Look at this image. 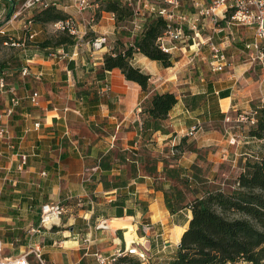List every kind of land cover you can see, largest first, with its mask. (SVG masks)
I'll return each instance as SVG.
<instances>
[{
	"label": "crops",
	"instance_id": "obj_1",
	"mask_svg": "<svg viewBox=\"0 0 264 264\" xmlns=\"http://www.w3.org/2000/svg\"><path fill=\"white\" fill-rule=\"evenodd\" d=\"M22 1L9 0L10 4H8L0 0V13L5 11L8 13L12 9L16 12ZM65 1L59 0L56 7L68 17L76 18L78 23L80 21L79 27L83 30L97 20L98 25L106 23L105 31L101 36L108 33L115 34L112 32L118 28L116 18L112 13L103 10L100 4H92L85 11H81L73 0L70 5H64ZM134 1L136 5L140 4L142 7L146 2V0ZM149 1L156 3L158 9L168 7L163 0ZM195 2L204 8L209 4V0H181L179 10L192 19L188 25L197 24L204 38L213 36L215 42L228 54L229 65L226 70L232 72L221 75L222 78L210 75L212 54L208 47H203L193 61V53L188 50L191 42H183L182 50L175 51L172 56L175 62L178 54L186 53L188 56L180 61L181 63L184 61V64L176 62V66L171 69L163 70L158 62L140 53L135 54L134 64L152 75L148 93L136 83L127 81L119 69L112 72L103 70V57L108 53L107 47L103 48L105 51L97 53L96 57L87 53L86 58L90 61L91 56L94 62L93 59L92 62L86 59L87 63H85L77 58L79 54L76 49L80 44L70 48L68 52L58 48L56 53L53 52L49 56L42 53L29 57L26 60L30 63L28 64L30 73L27 76L20 74L19 80L13 79L14 81L8 83L6 81V89H0V125L8 130V136L0 138V204H3L8 211H14L12 213L15 215L7 216L1 213L0 217L7 221H24V224L21 227H11L12 231L20 229L22 233L7 242L2 239L5 249H9L7 247L10 246L16 255L24 251L33 229L38 226L35 227L34 221L41 220L42 206L56 202L63 205L68 203L72 206L77 203L81 207L86 206L87 209L80 208L77 214L73 213L75 207L67 210L71 211L69 214L71 222L69 229L62 231L65 238L62 242H66L65 246L62 242H57L59 237L56 235L62 232L47 231L33 236V241L44 247L43 253L47 262L64 264L67 260L69 264H75L77 260L76 264H87L82 263L89 257L84 255L85 250L88 246L92 249L93 245H98L96 251L107 256L119 250L123 251L121 242L114 238L112 233L104 235L103 232L99 235L97 231L94 232L89 220L96 212L100 217L106 218L102 215V209L124 196L129 197L128 205L124 207L125 212L133 210L135 216L131 217L149 218L148 214L155 203L157 206H163L165 193L154 187L159 184L160 179L143 176L141 171L138 177H142L144 182L130 177L127 187L121 190H105L99 180L102 173L99 163L109 152L118 153L122 149L136 152L141 149L143 139L138 132L136 121H139L141 126L139 114L144 101L151 94L171 91L179 96L180 101L168 115L169 118L165 123L166 134L157 132L153 136L157 153H163L167 147L178 145L185 135H189L190 141L194 142L202 152L207 151V145L204 143L210 141L212 136H220V141L217 142L219 145L223 144L221 134L218 135L219 130L211 126L212 121L209 122L211 128L208 131L206 123L199 119L196 121L197 113L194 114L189 109L190 103L187 101L189 97L195 95L207 97L210 89L215 91L217 96L220 92L228 93L229 96L220 99L219 102L220 110L225 115L223 122L229 117V113L234 112L235 109H242L241 104H246L244 108H250L253 112L256 103H264V68L259 64L253 66L244 53L245 42L254 39L253 30L244 27L235 29L233 36L235 40L229 39L227 33H215L211 19L199 15L200 10L195 8ZM40 6L27 12H32ZM141 15L132 19L133 26L130 30L132 36L136 37L142 32L135 31V23L143 26L153 17L151 15L156 14L142 8ZM5 25H1L0 28ZM30 28L35 31L37 37L42 26L31 24ZM132 41L133 39L130 38L129 42ZM73 61H75L74 65L70 66ZM172 71H174L173 75L170 74ZM246 75L259 77L258 84H250L254 81L246 80ZM244 83L247 85L243 86ZM243 88H246L249 94L240 95ZM35 92L40 94L38 104H32L30 99ZM81 96L86 97L85 104L82 103ZM13 98L18 99L17 106L12 104ZM225 100H228L226 110L222 107ZM106 101L112 103V108ZM91 108L98 110L90 113ZM10 109L14 111L9 117L6 113ZM191 121L194 123L190 127ZM38 124L39 127L36 126ZM196 158L197 154L186 152L178 162L181 166L189 168L196 162ZM162 168L163 163H160L159 171ZM121 169L114 170L113 174L120 175ZM130 186L133 188L130 189ZM140 203L147 204V212L141 209ZM114 211L112 209V212ZM82 212L86 213L85 219L81 223L79 220L76 224V218H82ZM109 218L116 217L107 219ZM176 225L182 226L180 223ZM84 226L89 227V230L83 228ZM62 227H58L59 230ZM60 244L70 250L59 251L55 246L60 247ZM80 251H82L81 255ZM31 260L33 264H37L33 258Z\"/></svg>",
	"mask_w": 264,
	"mask_h": 264
},
{
	"label": "trees",
	"instance_id": "obj_2",
	"mask_svg": "<svg viewBox=\"0 0 264 264\" xmlns=\"http://www.w3.org/2000/svg\"><path fill=\"white\" fill-rule=\"evenodd\" d=\"M1 1L8 4L11 2V0L10 2L9 0ZM93 2L100 4L103 10L112 13L116 18L117 26L131 22L135 16L133 8L124 0H94ZM12 13H14L13 9L7 13L9 18ZM151 16L153 17L143 25V31L132 42L123 41L121 37H117L113 49L103 57L104 71L112 72L119 69L127 81L136 83L145 93L150 90L152 75L134 64L136 53L158 62L163 70L176 66L174 57L162 51L157 45V39L167 29L166 20L158 15ZM66 18L68 15L56 6H40L32 11L29 22L32 25L41 26ZM26 30L29 37L35 32L32 28H26ZM62 33L56 41L41 43L40 51L36 50L34 54L58 48L67 51L77 45L72 35L70 36L67 32ZM17 63L14 73L20 74L24 67L20 60ZM8 68L5 63L0 70V80L5 79L7 83L8 78L13 74ZM228 96L226 92H220L217 96L215 91L210 89L207 97L195 95L189 97L187 101L190 103L191 112L197 113L196 121L199 119L206 123L207 131L211 126L219 130V124L225 119L219 102L220 99ZM80 98L85 104L86 97ZM179 102V96L171 91L151 94L144 101L139 114L141 126L140 122L136 121L138 132L143 139L141 149L136 152L122 149L118 153L109 152L105 155L99 163L102 172L100 182L103 183L105 190H121L129 185L130 177L144 182L142 177H138L141 171L143 176L160 179L159 184L154 186L157 190L164 193L171 190L175 193L182 211V213L179 211L175 213L184 214L180 225L188 226L181 237L180 245L176 246L174 255L167 264H264V150L255 156L248 154L244 158L242 172L234 188L225 190L221 186H206L210 182L206 180L207 177L203 175V172L207 173L209 163L201 149L190 141L189 135L183 136L178 145L164 149L163 153L156 152V142L152 140L157 132L166 134L165 123L169 118L168 115ZM106 103L112 108V103L109 101ZM97 110L98 108H91L90 113ZM253 113L256 114V121L255 124H251L248 137L262 144L264 148V103H256L254 112L251 114ZM211 121L212 125L209 126ZM193 123L194 121L190 122V127ZM186 152L197 154L196 162L189 168L181 166L178 162ZM160 163H163L161 171H159ZM117 166L120 167L117 168ZM115 168L121 169L120 175L113 174L114 170H117ZM132 188L130 186V189ZM128 200L129 197L124 196L121 200L108 205L107 208L102 209V215L106 218H122L126 213L128 216H135L133 210L125 212L124 207L128 205ZM140 207L147 212L146 203H140ZM112 209L115 211L112 212ZM94 216L99 214L96 212ZM94 216L91 222L95 221ZM54 230L53 232L60 231L58 227ZM134 257L136 256L123 253L119 262L143 264L140 259ZM90 264L96 263L93 261Z\"/></svg>",
	"mask_w": 264,
	"mask_h": 264
},
{
	"label": "rangeland",
	"instance_id": "obj_3",
	"mask_svg": "<svg viewBox=\"0 0 264 264\" xmlns=\"http://www.w3.org/2000/svg\"><path fill=\"white\" fill-rule=\"evenodd\" d=\"M24 1L25 0H23L22 3L19 5L16 12L12 13V16H10V18L8 17L6 11L4 13H0V24L5 25V23H8L5 26H3L5 30H8L7 34L6 35L0 34L1 36L0 38V70L1 68H3V65L6 63L7 66L9 67L8 70L11 71V73H13L12 76L8 78L9 80L8 82L14 81L13 79L19 80V77H20L19 75L22 73V71L20 74L18 72L14 73L16 69V65L18 64L17 63L18 60L21 61L24 68L27 67V65L30 63H28L26 59L29 57L35 56L36 54L34 53L36 50L40 51L39 48L42 45L41 43L45 41H56V39L59 38L61 34H63L62 32L53 29L51 24H46V25H41L42 28L40 31H38L39 34L36 37V39H30L27 33V30L26 28H24V26L26 25L29 28L31 27V24H29V20L32 16V12H27L31 9L21 11V7ZM70 3H71V0L70 1L66 0L64 5H70ZM131 22L121 23L120 26H117L119 28V31L117 28V30L112 32V33H115L113 35L109 33L106 34V37L108 38V41H107L108 43L106 45V47L108 48L107 49L108 52H110L112 48L114 47V45L116 44L115 39H117V37H121L123 41H130V38L132 39L135 38V36H132L130 34V30H132V26H133ZM77 23H78V20H77ZM79 23L77 24L78 26H80ZM98 23L99 22L96 20L91 23L92 26L87 25L86 27L88 29L87 36H85L84 39L78 42L80 46L78 47V49H76L79 54L77 58L84 61L85 63H87L86 62L87 53L89 55L94 54V57H96L97 53L105 51V49L103 48L100 51H95L92 46L93 44L92 42L96 38L102 37L101 34L103 31H105L104 28H106L105 27L106 23H103L101 25H98ZM55 51L56 50L49 49V50L42 51V53H44L45 56H48ZM68 51L70 50H67L66 52ZM178 55H179L178 58H176L177 63H179L181 60H184V58L188 56V54L186 55V53L178 54ZM89 58H91L90 61L88 59L87 61L92 62L91 60L93 59V62H94L93 57L90 56ZM74 63L75 61H73L69 65L72 66V64L74 65ZM181 64H184V61ZM226 68L224 72H219V73H215L213 71L211 72L209 71V72H210V75L222 78L221 75H224V74L226 75L227 72H228L227 74L232 72L231 70H228V69L226 70ZM173 73L174 71L170 72V74L172 75ZM250 79H253V81L255 82V83L253 82L250 84L255 85L256 83L258 84L259 82V77H256V76L253 77L250 75H246V80H250ZM245 84L247 85V83H244L243 86H245ZM246 90H247L246 88L241 89L240 95L243 96L244 94H249L248 91ZM241 106L243 107L242 109H235L234 112L229 113V118H230L229 120L226 119L225 122L219 124L220 125L219 128L221 129H219L218 135L221 134V137H222L221 141H223V144L219 145V143L217 142V141H220L219 140L220 136H217V137L212 136V139L210 141L204 143L205 145H207V148H206L207 151L206 152L204 151L205 153L203 152V154L205 155L207 162L209 164L207 166V170H208L207 173L205 174V172H203V175L207 177L206 180L210 182L206 186H209V187L221 186L225 190L234 188L235 182L237 178L239 177V174L242 172L244 158L248 154L255 156L257 153L264 150L262 144H260L259 142L257 143L252 142V139L248 137V133L251 128L250 120L252 118L256 119V116H255L256 114L255 113L251 114L252 112L250 111V108H247V107L244 108L246 104H241L240 107ZM167 198L169 200L168 202H167ZM64 206L66 210L71 209V207H75L76 209L73 211V213H76V212L79 213L78 210H80V208H82V210L87 209L86 206L81 207L80 205H77V203L76 205H73V206L68 203H64ZM7 211H8L7 208L3 204H0V216H1V213L2 215L5 214L7 216L15 215L12 213L14 211L12 210H9L8 212ZM175 211H179V212L181 211L179 207L178 198L177 197L175 198L174 192L168 190L167 193H165V197L163 200V206L161 205L157 206V204L155 203V205H153V209H151V212L148 214L149 218L148 217L142 218L141 216H138V218H134L133 220H131V223L135 225V232L138 238L136 240L137 242L139 240V242L141 243L139 248L145 250L148 254L149 258H148L147 264H167L170 261L171 257L174 255L173 251L177 246V239L175 238V231H176L175 226H177L176 225L177 223L183 222L182 220H183V217L185 216L184 214L177 215ZM70 212L71 211H68V213L64 215L63 220H62L63 227L58 232H62L64 230L69 229V224L71 222V218H69ZM81 214H82L81 216L82 218L77 217L76 224L79 222V220H80V223L81 221H84L85 219L84 217L86 216L85 215L86 213L82 212ZM125 216H128V215L125 214ZM94 217H96L94 222H91L92 219L89 220L90 225L93 226L92 229L94 230V232L97 231L99 235L103 234V232H104V235H107L108 233H110L111 235L112 233L111 230L109 229L106 230L104 227H101L99 225L102 221H106L107 218H102L100 216H99L100 218H98V216H94ZM37 221L38 220L34 221L35 227L39 224L40 219L38 223ZM23 224H24V221H16V222L13 220L7 221L0 217V239L5 240L6 242L8 240H12L13 238L15 239L16 236L22 233V230L16 228L17 230L15 231L16 232L15 233L14 231L11 230L12 229L11 227H16V226L21 227L23 226ZM83 228H87V230H89V227L84 226ZM80 232L82 233L83 231H80ZM84 232H85V229H84ZM124 233H125L124 229L117 230L115 233H112L113 237L117 238V240L121 242V245L123 246V251L126 250V246H127L126 240H124L125 238ZM63 235H64L63 232L56 235V237H59L57 238L58 240L57 242L60 243L63 240H65ZM22 238L24 239L25 235ZM47 244L48 242L46 243V245ZM63 244L65 246V243ZM97 246L98 245H93L91 252L96 251ZM7 248L9 249H5L4 255H7V256L16 255L12 252L10 246ZM55 248L58 249L59 251L62 249H64L65 251L70 250L68 248L65 249V247L60 248L59 246H55ZM81 252L82 251L79 252L80 255H81ZM134 258H138V257H134ZM93 261L94 260L92 259V257H88L84 259L82 263L90 264V263H93ZM76 262L78 261L76 260L75 264ZM64 264H69V262L65 260ZM116 264H123V263L118 261V263Z\"/></svg>",
	"mask_w": 264,
	"mask_h": 264
},
{
	"label": "built area",
	"instance_id": "obj_4",
	"mask_svg": "<svg viewBox=\"0 0 264 264\" xmlns=\"http://www.w3.org/2000/svg\"><path fill=\"white\" fill-rule=\"evenodd\" d=\"M77 4L79 10L85 11L92 4H96L94 0H73ZM135 11V16H142L141 10L148 9L152 14H156L163 17L166 20L167 29L161 37L157 39L158 47L172 55L177 50H182L183 42H191L189 49L192 53V59L194 61L196 55L200 53L203 47H208L212 54L210 61V70L215 73L224 72L225 68L229 65V57L222 48L215 42L213 36L204 38L201 33V29L197 24L193 26L188 25L192 22L186 14L182 13L179 8L181 6V0H163L168 7H162L158 9L156 3H152L149 0L143 3V7L136 5L134 0H124ZM59 4V0H25L22 4L21 11L33 9L37 6L55 7ZM196 9H199V15L206 18H210L215 26V33L223 34L227 33L229 39H234V30L239 28H250L253 30V40L247 41L244 44V53L248 56V59L253 66L256 64L261 65L264 68V0H209L207 7H201L198 2L194 4ZM20 14V13H19ZM145 16V15H144ZM143 16V17H144ZM197 20V19H196ZM29 24H31L29 22ZM77 20L73 16L64 20H58L52 23L53 29L60 32H67L72 35L77 44L80 40L87 36V28L84 30L77 25ZM135 31H143L142 25L135 23ZM26 28H29L26 26ZM0 34L6 35L7 30L0 28ZM36 37L35 32L30 35V39ZM235 40V39H234ZM108 38L106 35L96 38L92 43L95 51H100L106 47ZM180 43V44H179ZM7 44V43H6ZM30 73V67L27 65L22 70V75L27 76ZM7 86L5 79L0 80V89H5ZM32 104H38L40 94L35 92L31 95ZM18 99L13 98L12 104L18 105ZM14 109L8 110L7 116H12ZM256 116V115H255ZM230 118L227 117V120ZM256 119L252 118L250 123L255 124ZM39 127L40 125H36ZM8 136V130L6 127L0 125V138H6ZM25 159V158H24ZM41 220L37 228L32 231V236L27 241L26 249L21 251L17 255H4L5 244L0 239V264H33V260L37 264H50L44 257L41 244H36L33 241V236L36 234H42L47 231H53L55 227H62V220L64 215L68 212L62 203H46L41 208ZM104 229V228H103ZM125 240V238H124ZM89 242V241H86ZM63 243V242H62ZM127 244V241H126ZM140 242L135 240L131 247L126 246V250L117 251L111 255H105L100 251L91 252L90 246L85 250V256L92 257L96 264H116L119 258L123 256V253L136 256L143 264L148 263V254L145 250L140 249ZM62 244H60V247Z\"/></svg>",
	"mask_w": 264,
	"mask_h": 264
},
{
	"label": "bare ground",
	"instance_id": "obj_5",
	"mask_svg": "<svg viewBox=\"0 0 264 264\" xmlns=\"http://www.w3.org/2000/svg\"><path fill=\"white\" fill-rule=\"evenodd\" d=\"M222 107L224 110L228 108V100H225L222 103ZM191 217V214H190ZM134 218L131 216H125L122 218H109L106 221H102L99 225L104 227L106 230H111L112 233H115L117 230L124 229L125 240L127 241L128 247H131V244L138 239L137 234L135 232V225L131 223V220ZM188 225L183 226H175V238L177 239V243L181 242V237L184 234V231L187 229ZM66 243V242H65Z\"/></svg>",
	"mask_w": 264,
	"mask_h": 264
},
{
	"label": "water",
	"instance_id": "obj_6",
	"mask_svg": "<svg viewBox=\"0 0 264 264\" xmlns=\"http://www.w3.org/2000/svg\"><path fill=\"white\" fill-rule=\"evenodd\" d=\"M179 245H180V243L177 246H179Z\"/></svg>",
	"mask_w": 264,
	"mask_h": 264
}]
</instances>
